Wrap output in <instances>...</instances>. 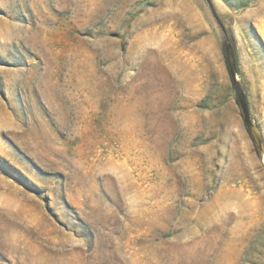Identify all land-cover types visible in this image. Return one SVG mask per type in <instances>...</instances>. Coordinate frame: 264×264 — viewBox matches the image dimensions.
I'll use <instances>...</instances> for the list:
<instances>
[{
    "label": "rangeland",
    "instance_id": "rangeland-1",
    "mask_svg": "<svg viewBox=\"0 0 264 264\" xmlns=\"http://www.w3.org/2000/svg\"><path fill=\"white\" fill-rule=\"evenodd\" d=\"M227 43L264 140V0H0V264H264Z\"/></svg>",
    "mask_w": 264,
    "mask_h": 264
},
{
    "label": "water",
    "instance_id": "water-1",
    "mask_svg": "<svg viewBox=\"0 0 264 264\" xmlns=\"http://www.w3.org/2000/svg\"><path fill=\"white\" fill-rule=\"evenodd\" d=\"M226 56H227V60H228V66H229L230 74H231L232 80L235 84L236 90L238 92V104H239V107L241 110V115L243 117L245 125H246L253 141L256 143L259 151L263 152V149H264L263 137H262L258 127L253 122L246 96L240 90V88L238 86V74H237L236 59H235V56H234V53H233V50H232L230 43L226 44ZM254 128L257 129V131L255 133L253 131Z\"/></svg>",
    "mask_w": 264,
    "mask_h": 264
},
{
    "label": "bare ground",
    "instance_id": "bare-ground-1",
    "mask_svg": "<svg viewBox=\"0 0 264 264\" xmlns=\"http://www.w3.org/2000/svg\"><path fill=\"white\" fill-rule=\"evenodd\" d=\"M254 133L256 132L255 128L253 129ZM262 162H263V165H264V149H263V153H262Z\"/></svg>",
    "mask_w": 264,
    "mask_h": 264
},
{
    "label": "trees",
    "instance_id": "trees-1",
    "mask_svg": "<svg viewBox=\"0 0 264 264\" xmlns=\"http://www.w3.org/2000/svg\"><path fill=\"white\" fill-rule=\"evenodd\" d=\"M258 153H260V151L258 150Z\"/></svg>",
    "mask_w": 264,
    "mask_h": 264
}]
</instances>
